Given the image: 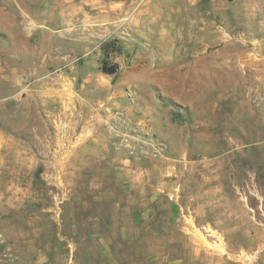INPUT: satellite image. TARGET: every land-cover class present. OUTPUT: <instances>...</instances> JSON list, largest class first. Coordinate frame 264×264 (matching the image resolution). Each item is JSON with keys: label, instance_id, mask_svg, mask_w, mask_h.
Returning <instances> with one entry per match:
<instances>
[{"label": "rangeland", "instance_id": "374dc122", "mask_svg": "<svg viewBox=\"0 0 264 264\" xmlns=\"http://www.w3.org/2000/svg\"><path fill=\"white\" fill-rule=\"evenodd\" d=\"M262 85L264 0H0V264H264Z\"/></svg>", "mask_w": 264, "mask_h": 264}, {"label": "built area", "instance_id": "2783aa9c", "mask_svg": "<svg viewBox=\"0 0 264 264\" xmlns=\"http://www.w3.org/2000/svg\"><path fill=\"white\" fill-rule=\"evenodd\" d=\"M252 106L264 113V85L258 87L251 96ZM106 127L112 136L113 148L121 154L124 161L136 162L148 158L163 156L167 144L158 137L143 120L132 121L124 112H117L106 121ZM6 238L0 231V247Z\"/></svg>", "mask_w": 264, "mask_h": 264}, {"label": "trees", "instance_id": "16d2710c", "mask_svg": "<svg viewBox=\"0 0 264 264\" xmlns=\"http://www.w3.org/2000/svg\"><path fill=\"white\" fill-rule=\"evenodd\" d=\"M116 39H109L102 43L101 50L104 54V61L100 65V70L107 74H113L118 70V63L107 61L113 53H120L121 46L116 45Z\"/></svg>", "mask_w": 264, "mask_h": 264}, {"label": "bare ground", "instance_id": "6f19581e", "mask_svg": "<svg viewBox=\"0 0 264 264\" xmlns=\"http://www.w3.org/2000/svg\"><path fill=\"white\" fill-rule=\"evenodd\" d=\"M153 21V20H152Z\"/></svg>", "mask_w": 264, "mask_h": 264}]
</instances>
